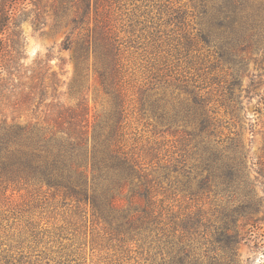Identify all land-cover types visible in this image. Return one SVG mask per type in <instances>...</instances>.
<instances>
[{
  "label": "trees",
  "instance_id": "obj_1",
  "mask_svg": "<svg viewBox=\"0 0 264 264\" xmlns=\"http://www.w3.org/2000/svg\"><path fill=\"white\" fill-rule=\"evenodd\" d=\"M46 10L68 27L74 107L50 53L26 63L23 25L40 32ZM89 70L110 102L92 127ZM254 97L264 0H0V264H236L264 190V145L244 142Z\"/></svg>",
  "mask_w": 264,
  "mask_h": 264
},
{
  "label": "rangeland",
  "instance_id": "obj_2",
  "mask_svg": "<svg viewBox=\"0 0 264 264\" xmlns=\"http://www.w3.org/2000/svg\"><path fill=\"white\" fill-rule=\"evenodd\" d=\"M55 1L56 0H43V5L46 4L50 7ZM183 1L186 2L187 0ZM50 14V10H46L42 15L45 26H43L42 30L38 33L33 32L29 23L23 25V30L28 40V46L26 47L28 59L26 63L30 64L36 60L37 57L50 53L54 69L59 73L61 82H64V85L59 88L57 97L65 107H74L78 100L77 94L70 91V88L74 86V82L77 78L74 62L70 60L73 56V52L61 50V43L65 38L68 27L65 26V23L61 30H54ZM60 59L65 60L66 64L62 65ZM244 81V85H247V78ZM125 94V107L128 108L127 113L130 114L128 122L132 128H140L141 124L137 122L139 117L134 113V108L138 107L135 89H131V87L127 86ZM81 95L89 108L88 120L90 127H92L98 115L105 111L107 107H110L109 98L105 95L92 70H89L87 76L83 80ZM8 107L12 106L8 105L5 101H0V114H6L7 112L9 114L10 110H8ZM244 107H246L248 118H254L252 122L247 120L244 121V142L251 151L250 155L256 158L264 145V102L262 104L259 98L254 97V99L249 101L247 99L244 100ZM257 109H260L261 113L256 112ZM8 116H10V120L12 118L24 122L30 120V115L28 116L27 114L25 115L18 112ZM250 124H253V128L249 126ZM146 135L147 134H145V136ZM254 178L255 175L252 174L251 179L255 180ZM257 197L261 200V203L255 214V221L248 222L243 228L242 241L238 247L236 264H264V190H262V188L257 187Z\"/></svg>",
  "mask_w": 264,
  "mask_h": 264
}]
</instances>
